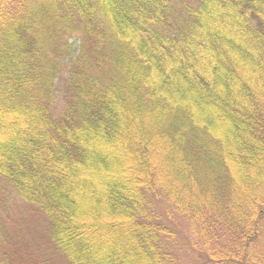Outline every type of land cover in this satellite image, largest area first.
<instances>
[{
    "label": "trees",
    "instance_id": "16d2710c",
    "mask_svg": "<svg viewBox=\"0 0 264 264\" xmlns=\"http://www.w3.org/2000/svg\"><path fill=\"white\" fill-rule=\"evenodd\" d=\"M11 201L46 264H264V0H0V264H39Z\"/></svg>",
    "mask_w": 264,
    "mask_h": 264
},
{
    "label": "rangeland",
    "instance_id": "374dc122",
    "mask_svg": "<svg viewBox=\"0 0 264 264\" xmlns=\"http://www.w3.org/2000/svg\"><path fill=\"white\" fill-rule=\"evenodd\" d=\"M78 35L70 38L69 42L73 49L79 45ZM56 99L57 105L62 106L64 100V80L62 78L56 81ZM15 208V209H14ZM6 230L10 233V237L14 242L19 243L20 251L26 256H32L39 264H46L47 258H52L51 251L47 244L45 233L42 232L41 223L28 211L17 209L16 205L11 201L9 203ZM171 223L179 231V244L182 248L186 260H192L196 256V250L193 248L195 238L191 236L187 230L186 220L180 215H173ZM258 244V252L264 255V224ZM195 248L198 247L195 245Z\"/></svg>",
    "mask_w": 264,
    "mask_h": 264
}]
</instances>
